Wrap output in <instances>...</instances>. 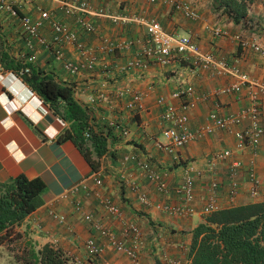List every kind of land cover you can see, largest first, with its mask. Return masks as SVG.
Here are the masks:
<instances>
[{"label":"crops","instance_id":"1","mask_svg":"<svg viewBox=\"0 0 264 264\" xmlns=\"http://www.w3.org/2000/svg\"><path fill=\"white\" fill-rule=\"evenodd\" d=\"M2 1L13 7L16 15L0 11V182H7L22 173L29 178L40 177L45 188L40 193L38 207L16 226L19 237L10 244L1 245L0 250L14 245L18 252L19 241L22 244L19 252L24 257L28 250L37 251L45 243H51L59 246L72 260L80 259L81 262L75 264H132L125 255L110 247H106L98 257L88 258L83 249L84 240L92 236L97 242L105 241L90 230L76 213L74 202L80 201L83 212L92 214L117 234L121 233L125 222H134L140 227L142 264H171L173 259L189 264L187 252L192 231L204 222L202 207L211 179L221 183L220 208L264 200V139L256 147L240 151L235 149L234 132L245 126L248 118L232 124L230 129L213 128L174 153L160 146L166 144L162 130L167 126L160 116V97L170 101L179 114H185L187 128L195 130L209 125L210 112L238 116L250 101L247 87L243 86L237 92H222L223 87L234 81L232 76L213 75L197 69L184 58H174L167 65L150 59L145 69L129 72L123 69L126 61L147 43L146 28L140 19H155L165 31L191 37L203 51H212L234 62L252 80L264 81V56L250 48H243V43L248 42L257 43L264 49V0H250L245 24L234 23L219 6L218 0H183L197 10V19L186 17L162 0L154 3L149 0H85L93 10L103 8L107 13L125 20L114 22L109 17L90 15L96 27L92 33H85L76 27L71 16L60 8L58 0ZM37 7L50 13L39 29L40 35L51 39L52 22H69L77 31L78 43H64L63 52L66 57L78 61L77 45L87 46L97 57L92 69H83L71 76L53 59L52 51L44 47L39 48L37 55L30 59L31 48L22 32L21 17L30 15L33 19L37 18ZM215 26L225 29L226 35L213 36ZM101 36L110 38L113 43L130 44L112 53H100L97 47ZM4 55L6 59H3ZM18 63L50 73L63 84L71 85L75 99L89 112L94 128L109 132L106 153L101 157L92 153L95 170L72 140H56L68 124L54 114L22 78L16 76L18 71L10 69L11 64ZM123 87H130L133 92L142 95L135 108L131 107L130 94L117 95ZM176 91L183 93L180 97H171ZM98 93H103L105 99L90 104L89 98ZM183 103L188 104L185 111L180 108ZM261 108L264 113V94ZM116 120L124 123L127 135H120L110 128L109 124ZM223 149H230L231 155L208 168L213 153ZM130 153L147 159L160 172L167 173L166 193L157 192L141 169L123 161V157ZM175 154L180 156L181 161L175 160ZM236 161L241 165L235 175L238 192L230 199L228 173ZM186 163L204 173L194 180L192 214L171 216L154 206L145 205L130 184L131 181L138 183L154 203L175 202L174 186L180 181ZM247 169H252L255 176L262 180L256 197L249 195ZM88 176L101 178L102 186L95 187L89 180L92 190L66 194L71 185ZM103 198L111 199L119 207L118 217L106 213L101 205ZM49 208L63 215L64 222L51 217ZM7 255L0 264H11Z\"/></svg>","mask_w":264,"mask_h":264},{"label":"built area","instance_id":"2","mask_svg":"<svg viewBox=\"0 0 264 264\" xmlns=\"http://www.w3.org/2000/svg\"><path fill=\"white\" fill-rule=\"evenodd\" d=\"M151 3L158 0H149ZM169 3V5L191 19H197L199 14L197 10L185 3L183 0H162ZM60 8L68 15L71 16L76 27L85 33H92L96 30L95 24L90 20V15L109 17L112 21H125L116 15L109 14L103 8L93 10L89 3L85 0H58ZM37 18L33 19L30 15L21 17L22 32L25 36L27 44L31 48L30 59L37 55L39 48H49L52 51L53 59L58 62L61 67L67 71L71 76L76 75L83 69H92L96 62V55L87 46L78 44L77 49L80 55L78 61H73L66 57L63 52L62 46L64 43L69 42L74 45L78 43V34L67 21H54L51 24V39H46L40 35L39 29L43 22L50 17V13L46 10L39 9ZM0 11H7L12 15H16V11L8 3L0 0ZM146 28L147 43L145 46L136 53L131 59L127 60L124 70L127 72L134 69H145L150 59L161 64L167 65L174 58H184L190 61L194 67L200 70L208 71L213 75H230L234 81L221 90L222 92H237L241 87L245 86L249 89L250 101L238 116L227 114L220 115L217 112H210L208 115L209 125L199 127L195 130L187 128L186 123L188 118L185 114H179L175 106L167 101L164 97L158 99V103L162 105L161 119L167 123V126L162 130V136L166 140V144L160 146L167 152L174 153L178 148L184 146L189 141L201 138L205 133H209L213 128L230 129L232 124L240 123L242 119L248 118V122L241 129L234 132L236 139L235 149L237 151L243 150L246 147H256L260 141L264 139V113L261 108V99L264 94V81L252 80L247 74L243 73L239 67L232 61L217 56L212 51H203L200 46L189 36H177L173 33L165 31L161 24L155 19H140ZM226 30L220 26H215L212 29L213 36L220 37L226 35ZM127 43H113L110 38L101 36L100 43L97 51L100 53H112L116 49H124ZM244 49H251L259 52L264 56V49L257 43H243ZM29 66H23L18 70L16 76L22 78V75L30 71ZM60 80V79H58ZM69 85V84H68ZM183 91H176L171 94V97H180ZM130 94L132 98V108L140 102L142 95L137 94L130 89V87H123L117 91L118 96ZM103 93L92 95L89 98L90 104H96L100 100H104ZM188 104L183 103L181 110L185 111ZM49 108V106H48ZM50 109V108H49ZM112 130L120 135H127L128 130L121 120L113 121L109 124ZM90 126L94 128L90 120ZM86 136L89 133H85ZM109 135L108 131L104 133ZM230 149H223L213 153L208 162V168L213 166L218 161H223L231 155ZM175 160L181 161L180 156L175 154ZM124 162H131L144 172L145 177L150 180L155 189L159 193L167 192L166 177L167 173L159 171L157 167L147 159H140L134 153L127 154L123 157ZM241 165L239 162H234L233 166L229 169V198L233 199L238 192V183L235 180L237 169ZM250 177L249 195L256 197L259 194L262 180L255 176L252 169H247ZM203 172L196 170L191 164L186 163L183 168L180 181L174 186V193L176 196L175 202H153L148 197L147 193L143 191L139 184L131 181L130 184L134 190L138 192L140 201L145 205L154 206L156 209L171 215L181 216L189 215L194 212V180L196 177L203 176ZM89 180L93 182L95 187H100L103 184L101 178L97 176L84 177L77 183L71 185L66 194L74 195L78 192H88L92 190L89 186ZM125 180V177H122ZM221 183L217 179H211L208 183L207 199L202 207V214L204 216L220 209L218 204V197L220 192ZM99 195L98 191H95ZM103 209L109 216L118 217L120 215L119 207L109 198L101 200ZM74 209L81 218L87 223L90 230L97 233L105 242H97L94 237H88L84 240L83 249L88 258H96L101 255L106 247H110L116 252L125 255L132 264H142L140 260V251L143 247L142 232L140 227L134 222H125L122 225L121 233L117 234L110 226L104 222L96 219L92 214L85 213L82 210L80 201L74 202ZM51 217L64 222L63 215L56 212L53 208L48 209ZM74 261V259H73ZM74 262L80 263V259ZM171 264H182L180 260H170Z\"/></svg>","mask_w":264,"mask_h":264},{"label":"trees","instance_id":"3","mask_svg":"<svg viewBox=\"0 0 264 264\" xmlns=\"http://www.w3.org/2000/svg\"><path fill=\"white\" fill-rule=\"evenodd\" d=\"M249 2L218 0L236 24L246 23ZM23 66L11 64L10 69L18 71ZM29 67L30 71L22 79L68 124L56 140H72L95 170L92 153L97 157L106 153L107 136L90 126V114L75 99L71 85ZM44 188L40 177L29 178L22 173L0 182V246L19 237L16 226L38 207ZM21 258L20 264H75L59 246L51 243H45L37 251L28 250ZM187 258L189 264H264V200L220 208L204 216V222L192 231Z\"/></svg>","mask_w":264,"mask_h":264},{"label":"rangeland","instance_id":"4","mask_svg":"<svg viewBox=\"0 0 264 264\" xmlns=\"http://www.w3.org/2000/svg\"><path fill=\"white\" fill-rule=\"evenodd\" d=\"M21 246H22L21 242L18 241V252L16 250L17 247L14 245H9L8 247L6 246L2 250H0V261H5L6 259H4V257H6L5 256L6 254H8L7 256H9V257H7V259L9 258V263H11V264L22 263L23 262L21 259L22 256L19 252L21 249Z\"/></svg>","mask_w":264,"mask_h":264}]
</instances>
